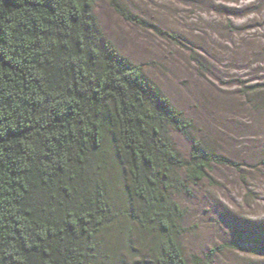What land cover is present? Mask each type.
<instances>
[{
    "label": "trees",
    "instance_id": "16d2710c",
    "mask_svg": "<svg viewBox=\"0 0 264 264\" xmlns=\"http://www.w3.org/2000/svg\"><path fill=\"white\" fill-rule=\"evenodd\" d=\"M96 1L0 0V264H103L120 221L148 241L145 258L120 264H209L214 249L184 256L173 195L211 164H237L200 138L181 155L171 131L193 121L120 53ZM114 166L130 207L114 202Z\"/></svg>",
    "mask_w": 264,
    "mask_h": 264
},
{
    "label": "rangeland",
    "instance_id": "374dc122",
    "mask_svg": "<svg viewBox=\"0 0 264 264\" xmlns=\"http://www.w3.org/2000/svg\"><path fill=\"white\" fill-rule=\"evenodd\" d=\"M116 3L131 18L109 0H97L103 31L193 121V131H171L181 155L200 138L237 164H211L189 192L173 195L185 210L184 256L214 249L209 264H264V251H253L264 243V0ZM166 31L179 42L162 35ZM114 167L106 169L119 191L114 202L130 207ZM116 230L104 237L103 264L147 256L148 241L136 226L120 221Z\"/></svg>",
    "mask_w": 264,
    "mask_h": 264
}]
</instances>
